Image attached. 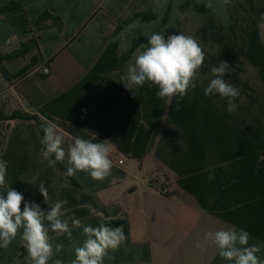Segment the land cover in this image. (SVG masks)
<instances>
[{
    "label": "trees",
    "instance_id": "obj_1",
    "mask_svg": "<svg viewBox=\"0 0 264 264\" xmlns=\"http://www.w3.org/2000/svg\"><path fill=\"white\" fill-rule=\"evenodd\" d=\"M188 4L192 5L186 3L184 11ZM192 6L200 16L207 14L202 16V31L210 36L218 52L211 57L212 64L223 60L235 69L224 77L239 89L234 112L227 110L225 98L206 96L204 89L210 80L199 77L196 87L179 105L176 97L158 98V89L147 83L131 91L126 89L121 76L148 39L134 38L129 48L120 52V37L136 20L150 22L156 18L146 11L128 17L130 9L118 20L111 42L83 79L33 113H8L0 103V121L34 120L42 137L41 124L51 121L70 137L78 135L93 142L110 140L112 148L132 160L143 161L153 153L202 210L264 242V42L258 27L264 4L259 0H231L229 23H223L206 6ZM23 10L22 5L13 2L0 12ZM49 20L50 26L63 28L61 18L45 11L36 21L37 29L49 27ZM167 21L168 14L164 23ZM35 48L36 37L5 58L16 60ZM245 63L255 72L260 83L257 86L245 82ZM37 64L32 59L12 77L28 76ZM5 75L10 78L6 71ZM56 166L66 171L62 163ZM210 170L215 172L212 181L208 179ZM68 178L76 185L72 177Z\"/></svg>",
    "mask_w": 264,
    "mask_h": 264
},
{
    "label": "crops",
    "instance_id": "obj_2",
    "mask_svg": "<svg viewBox=\"0 0 264 264\" xmlns=\"http://www.w3.org/2000/svg\"><path fill=\"white\" fill-rule=\"evenodd\" d=\"M137 1L0 0V9L13 2L24 9L13 14L0 12V103L5 108L11 107L9 104L22 108L26 101V108H31H25L23 112L33 113L72 88L97 62L112 40L118 20ZM45 11L62 19L61 30L50 26V20L46 22L49 27L37 29L36 21ZM34 37L38 48L16 60L5 58ZM32 59L38 64L28 76L12 77ZM19 60H25V64L14 67ZM34 80L42 88L40 93L22 90L24 82ZM61 134L67 149L72 137ZM41 139L40 129L34 120L0 121V160L6 161L8 167L6 184L0 188V194L6 195V191L13 188L24 196L25 202L34 201L47 212L50 207L38 186L43 182L49 190V204L57 200L68 201L62 219L75 217L84 225L93 227L101 223L113 228L122 227L126 240L118 250L109 252L115 259H105L104 264H230L218 255L214 245L204 241V236L208 231L233 225L202 210L196 200L177 184V189L172 188L167 174L161 170L150 174V169L141 166L142 161L128 158L126 161L113 147L111 175L95 180L85 172H77L72 176L75 185L57 166H48L41 154ZM62 164L67 169V159ZM159 181L170 186V195L160 192ZM69 224L71 227L70 221ZM71 230L72 240L66 235L56 236L50 230L54 245H64L63 251L53 260L71 264L75 258L72 245H82L85 236L82 229ZM198 241L201 248L196 247ZM249 243L264 244L251 235ZM258 255L264 258V248ZM0 264H30L19 233L7 249L0 248Z\"/></svg>",
    "mask_w": 264,
    "mask_h": 264
},
{
    "label": "clouds",
    "instance_id": "obj_3",
    "mask_svg": "<svg viewBox=\"0 0 264 264\" xmlns=\"http://www.w3.org/2000/svg\"><path fill=\"white\" fill-rule=\"evenodd\" d=\"M224 5L231 0H223ZM206 7L211 8L208 3ZM258 27L264 29V13L260 16ZM206 55L200 43L191 35L171 34L165 38L164 33H153L148 37L147 47L135 56L134 63L128 64L121 83L126 89L139 88L146 83L155 86L156 96L160 99L177 98V105L183 100L190 89L196 87V80L201 69L205 66ZM213 78L204 89L206 96L219 95L227 100V110L231 113L237 108L235 103L239 97V89L227 82L226 74L235 69L227 61L210 66ZM43 137L42 156L49 167L63 163L67 159V169L64 175L75 176L77 172H85L95 180H103L111 175L113 162L110 159L112 145L110 140L93 142L81 136H73L65 149L64 136L57 125L51 121L41 124ZM8 173L7 162L0 160V188L6 184ZM215 178L214 170L209 172V181ZM39 192L50 210L45 212L32 202H25L24 196L13 188L0 194V248L7 249L17 238L18 233L27 251L30 264H63L60 259L53 257L62 252L63 244L53 243L54 237L66 235L72 240V228L82 229L85 240L82 245L73 243L75 258L71 264H104L105 259L114 260L109 252L118 250L125 242L126 236L122 227H110L101 223L98 227L84 225L80 219L65 215L67 200H57L49 204V190L43 182ZM66 186V185H65ZM71 222V227L69 224ZM22 230V231H21ZM204 241L218 249V255L230 264H264V258L258 255L264 244L249 243L250 234L244 229L227 226L205 233ZM201 248V242L196 243Z\"/></svg>",
    "mask_w": 264,
    "mask_h": 264
},
{
    "label": "rangeland",
    "instance_id": "obj_4",
    "mask_svg": "<svg viewBox=\"0 0 264 264\" xmlns=\"http://www.w3.org/2000/svg\"><path fill=\"white\" fill-rule=\"evenodd\" d=\"M260 3L264 4V0H259ZM186 3H191L192 5H203L205 6L208 3L212 4V7L209 8V11L213 14H215L223 23H229L230 22V14L228 10V5H224L223 0H138L134 7L131 9V11L128 13V17L132 16L138 12H147V13H153L156 18L152 21H142V20H136L132 24H130L126 32L120 37V52L126 51L129 46L131 45V42L134 38L144 37L147 38L153 34V33H164L165 38H167L168 35L171 34H179V32L185 34V35H191L195 39H197L200 43L201 48L203 49L206 60H205V66L201 69V71L198 74V77L201 80H211L213 78L211 72L209 71L210 66H213L211 57H215L217 55V50L213 44H211L210 36H207L205 32L202 31V22L204 19L202 16L206 17V13H202V16L197 14V12H194L193 6L189 5L187 6V10L184 11L183 7ZM170 8V10H169ZM169 10V12H168ZM168 14V21L167 23H164V19L166 18V15ZM261 34H262V41L264 42V29L261 28ZM147 42H144L142 44V47L138 48L136 53L134 54L133 58L130 60V63H134L135 56L139 54L140 51H143L145 47H147ZM25 64V60H19L14 64V67H20ZM128 64L125 67L128 66ZM246 72L243 77H245V82L248 84H255L256 86L259 83L255 72L250 69V67L245 63ZM34 83V84H33ZM41 83V82H40ZM29 90L33 93H40L42 91V88L40 85H38V82L34 80V82H24L22 84V90ZM169 100V99H168ZM25 105L27 106L28 103L26 101ZM23 105V106H25ZM5 108L6 112L11 113L13 110L23 111L25 107H16L14 104H9ZM18 109H15V108ZM30 110V106L27 107ZM26 108V109H27ZM113 148H111V154L110 157L113 155L112 152ZM118 155L122 158L127 160V157L120 154L118 152ZM141 166L144 169H150L151 171L157 172L161 170L164 174H167L168 178L171 182V187L174 189H177V185L175 183V175L168 169L164 168L156 159L154 154H150L147 156L145 160L140 162Z\"/></svg>",
    "mask_w": 264,
    "mask_h": 264
},
{
    "label": "built area",
    "instance_id": "obj_5",
    "mask_svg": "<svg viewBox=\"0 0 264 264\" xmlns=\"http://www.w3.org/2000/svg\"><path fill=\"white\" fill-rule=\"evenodd\" d=\"M0 67H2L1 61H0ZM122 163H123V161H120V164H122ZM158 187H159L160 192L163 195H170L171 194L170 186L166 185V183L164 181H159Z\"/></svg>",
    "mask_w": 264,
    "mask_h": 264
}]
</instances>
